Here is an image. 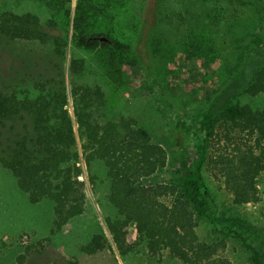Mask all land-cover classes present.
I'll return each instance as SVG.
<instances>
[{
  "label": "trees",
  "instance_id": "obj_1",
  "mask_svg": "<svg viewBox=\"0 0 264 264\" xmlns=\"http://www.w3.org/2000/svg\"><path fill=\"white\" fill-rule=\"evenodd\" d=\"M13 1V0H12ZM17 0L13 8L0 11V38L14 43H52L54 52L61 55L63 39L50 34L60 26L62 17L70 13L71 0H23L33 3L36 13L16 12L22 7ZM128 1V2H127ZM167 21L185 24L190 21L228 25L238 15L239 7L250 9L258 16V25L264 23V0H177ZM162 0H141L140 17L133 27L135 43L130 44L116 32L113 25L116 15L124 9L131 12L132 0H77L72 22V40L75 47L86 52L108 49L139 62V45L145 42L152 57L157 56L154 30L161 21L159 7ZM128 3V4H126ZM179 11L181 13H179ZM50 15L42 22L40 15ZM150 17V18H148ZM130 25L129 23L124 26ZM127 28V27H126ZM127 30L130 31L129 28ZM193 34V32H190ZM108 42L100 41V38ZM260 46H241V56L228 84L211 106L190 124L184 118L173 119L177 134L194 137L195 154L176 151L173 163L177 184L146 182L168 164L167 151L154 143L151 134L133 118L107 121L101 115L105 96L100 87L74 85L71 88L74 121L81 139V150L88 169L99 161L106 169L108 201L116 212L106 219L108 232L119 255L125 257L137 247L145 248L149 256L163 251L181 264H228L216 256L218 243L201 242L196 234L197 222L209 218V204L203 191L202 170L207 159V143L214 135L215 116L221 114L229 131L246 134L252 145L230 168L227 187L234 204H247L256 200V178L264 171V108L253 111L229 103L231 97L245 93L251 97H264V40ZM151 49V50H150ZM192 47L188 60L195 57ZM185 60V59H184ZM73 75L83 71V62L71 61ZM156 82L149 89L153 91ZM36 96L19 97L0 89V132L18 122L29 120L26 134L8 139L10 144L0 150V165L16 180L19 190L31 204L48 199L53 202L56 231L70 220L80 216L86 206L84 183L78 178L79 154L75 151L76 139L73 121L67 106V94L62 82L51 87L43 82L35 85ZM13 128V126H10ZM1 135V134H0ZM134 228L138 242H129L130 229ZM107 247L103 233L95 234L81 248L93 255ZM44 244L26 248L18 261L39 254ZM69 264H78L75 261ZM251 264H264V252L254 251Z\"/></svg>",
  "mask_w": 264,
  "mask_h": 264
},
{
  "label": "rangeland",
  "instance_id": "obj_2",
  "mask_svg": "<svg viewBox=\"0 0 264 264\" xmlns=\"http://www.w3.org/2000/svg\"><path fill=\"white\" fill-rule=\"evenodd\" d=\"M17 0H0V11L13 8ZM77 0H71L70 13L62 17L60 26L50 30L63 39L61 55L54 52L52 43L18 41L7 42L0 38V89L19 97L37 95L35 85L48 86L62 82L67 94V106L76 139L75 151L79 154L78 166L84 183L86 206L83 213L70 220L59 231L54 230V204L45 199L31 204L21 192L11 173L0 165V264H181L167 251L151 257L139 246L133 253L119 255L108 232L106 219L116 215L108 201L109 183L106 169L99 161L90 169L85 165L81 139L71 99L74 85L98 86L105 96L101 115L107 121L133 118L148 131L154 143L167 151L168 164L147 184H177L173 156L176 151L195 154L194 137L177 134L173 119L184 118L193 124L207 110L228 84L241 56V46H260L264 40V23L258 25V16L250 9L240 8L228 25L210 22H192L175 25L167 16L176 7L184 9L177 0H162L159 7L161 21L154 30L157 56L151 55L143 42L138 47L139 62L108 49L92 52L75 47L72 40V22ZM153 0H148V6ZM21 2L16 12L36 13L33 3ZM128 2V1H127ZM128 4V3H126ZM141 0H132L131 12L124 9L116 15L113 28L123 33L126 42L135 43L131 26L140 17ZM127 6V7H126ZM126 7V8H125ZM179 13H181L179 11ZM45 22L50 15H40ZM150 18V17H148ZM129 23L130 25L124 26ZM130 29L127 30V28ZM190 32H193L190 33ZM255 44H254V43ZM194 51L195 57L186 55ZM151 50V49H150ZM83 62V71L73 75L71 61ZM185 59V60H184ZM156 82L153 91L149 89ZM229 103L249 107L253 111L264 108V97H251L243 92L230 98ZM223 116L214 119V135L207 143V159L203 166V191L209 204V218L197 222L196 234L201 242L218 243L216 256L228 264H251L254 251L264 252V171L256 178V200L247 204H234L227 187L230 168L252 142L246 134L229 131ZM29 120L7 125L0 132V150L5 149L16 136L26 134ZM10 126H13L11 128ZM98 233L107 239V247L96 254L87 255L81 248ZM129 242H138L134 228L130 229ZM43 243L39 254L18 261L26 248Z\"/></svg>",
  "mask_w": 264,
  "mask_h": 264
},
{
  "label": "water",
  "instance_id": "obj_3",
  "mask_svg": "<svg viewBox=\"0 0 264 264\" xmlns=\"http://www.w3.org/2000/svg\"><path fill=\"white\" fill-rule=\"evenodd\" d=\"M100 41H102V42H108L107 39L102 38V37L100 38Z\"/></svg>",
  "mask_w": 264,
  "mask_h": 264
}]
</instances>
